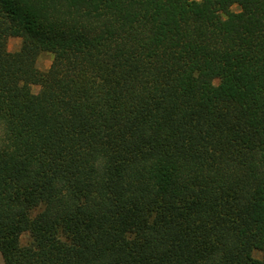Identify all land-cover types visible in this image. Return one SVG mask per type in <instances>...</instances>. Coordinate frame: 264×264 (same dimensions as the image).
I'll return each instance as SVG.
<instances>
[{"label": "trees", "instance_id": "trees-1", "mask_svg": "<svg viewBox=\"0 0 264 264\" xmlns=\"http://www.w3.org/2000/svg\"><path fill=\"white\" fill-rule=\"evenodd\" d=\"M0 256L264 264V0H0Z\"/></svg>", "mask_w": 264, "mask_h": 264}, {"label": "rangeland", "instance_id": "rangeland-1", "mask_svg": "<svg viewBox=\"0 0 264 264\" xmlns=\"http://www.w3.org/2000/svg\"><path fill=\"white\" fill-rule=\"evenodd\" d=\"M199 1V0H198ZM233 12L237 11V7L233 6L231 9ZM21 44V40L18 38H9L7 41V50L9 52H15L19 49ZM52 62V55L49 53H40L37 57L36 60V67L40 70V71H45L49 68L50 64ZM33 93H37L38 88L33 87L32 88ZM25 237H23L24 239ZM253 257L260 259L261 258V254L259 252H253ZM0 264H3V260L0 256Z\"/></svg>", "mask_w": 264, "mask_h": 264}, {"label": "crops", "instance_id": "crops-1", "mask_svg": "<svg viewBox=\"0 0 264 264\" xmlns=\"http://www.w3.org/2000/svg\"><path fill=\"white\" fill-rule=\"evenodd\" d=\"M195 1H198V0H195Z\"/></svg>", "mask_w": 264, "mask_h": 264}]
</instances>
